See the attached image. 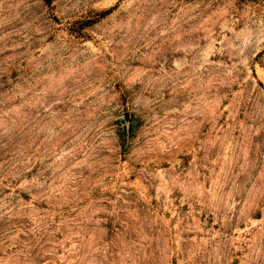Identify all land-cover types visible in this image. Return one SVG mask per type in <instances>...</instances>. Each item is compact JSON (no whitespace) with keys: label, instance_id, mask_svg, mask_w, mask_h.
Segmentation results:
<instances>
[{"label":"rangeland","instance_id":"obj_1","mask_svg":"<svg viewBox=\"0 0 264 264\" xmlns=\"http://www.w3.org/2000/svg\"><path fill=\"white\" fill-rule=\"evenodd\" d=\"M0 264H264V0H0Z\"/></svg>","mask_w":264,"mask_h":264},{"label":"trees","instance_id":"obj_2","mask_svg":"<svg viewBox=\"0 0 264 264\" xmlns=\"http://www.w3.org/2000/svg\"><path fill=\"white\" fill-rule=\"evenodd\" d=\"M48 4H51V1L52 0H45ZM255 1H258V0H255Z\"/></svg>","mask_w":264,"mask_h":264}]
</instances>
